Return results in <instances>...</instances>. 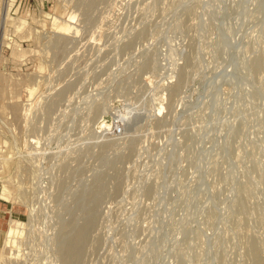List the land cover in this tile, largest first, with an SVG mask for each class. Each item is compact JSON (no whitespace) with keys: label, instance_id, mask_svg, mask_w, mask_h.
<instances>
[{"label":"rangeland","instance_id":"obj_1","mask_svg":"<svg viewBox=\"0 0 264 264\" xmlns=\"http://www.w3.org/2000/svg\"><path fill=\"white\" fill-rule=\"evenodd\" d=\"M0 264H264V0H0Z\"/></svg>","mask_w":264,"mask_h":264},{"label":"bare ground","instance_id":"obj_2","mask_svg":"<svg viewBox=\"0 0 264 264\" xmlns=\"http://www.w3.org/2000/svg\"><path fill=\"white\" fill-rule=\"evenodd\" d=\"M73 18V16H70L69 17V19H72ZM58 25V27L62 30V31H65V30H70V29H76V27L74 26V25H71V22H70V20H67V22L65 21L64 23H60V24H57ZM27 93V92H26ZM126 114V113H125ZM123 115V114H122ZM123 117L125 118L126 117V115H123ZM104 127H105V125H104ZM17 250V249H16ZM16 250L14 249V250H12V252H9V253H11V254H16L15 252H16ZM18 251V250H17Z\"/></svg>","mask_w":264,"mask_h":264},{"label":"built area","instance_id":"obj_3","mask_svg":"<svg viewBox=\"0 0 264 264\" xmlns=\"http://www.w3.org/2000/svg\"><path fill=\"white\" fill-rule=\"evenodd\" d=\"M117 131H119V129H117Z\"/></svg>","mask_w":264,"mask_h":264}]
</instances>
